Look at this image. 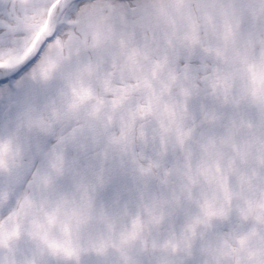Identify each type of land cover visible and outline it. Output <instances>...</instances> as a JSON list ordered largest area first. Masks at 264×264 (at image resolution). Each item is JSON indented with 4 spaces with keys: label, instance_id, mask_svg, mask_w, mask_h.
Here are the masks:
<instances>
[{
    "label": "clouds",
    "instance_id": "1",
    "mask_svg": "<svg viewBox=\"0 0 264 264\" xmlns=\"http://www.w3.org/2000/svg\"><path fill=\"white\" fill-rule=\"evenodd\" d=\"M13 2L48 40L0 98V264H264V0Z\"/></svg>",
    "mask_w": 264,
    "mask_h": 264
},
{
    "label": "flooded vegetation",
    "instance_id": "2",
    "mask_svg": "<svg viewBox=\"0 0 264 264\" xmlns=\"http://www.w3.org/2000/svg\"><path fill=\"white\" fill-rule=\"evenodd\" d=\"M14 85L17 89L24 88L26 91L29 90V85L27 84L26 80H16ZM32 88H35L36 85H32ZM5 94V93H4ZM4 94H0V98L4 96ZM11 131L10 128L5 126L4 124L0 123V135L9 134ZM55 142V135L54 134H44L41 132H34L30 133L27 137L26 143L28 147L29 153L32 155L33 159V166L37 162H43L44 160V153L47 151L50 146ZM148 149H145V153L147 154ZM63 158L67 161H71L74 165L83 167L85 162L83 160L77 159L71 150L70 146H66L63 152ZM94 172H98L99 169H93ZM69 177L63 176L57 178V185L60 188H63L68 182ZM115 182V181H114ZM123 183V181H121ZM110 189V186H108ZM0 192L6 193L8 198L11 199L16 195V190L14 186V182L10 176H5L0 174ZM128 210L130 212L136 211L139 208V199L132 198L128 201ZM180 217L178 216L173 223L175 224L178 222ZM80 264H101V261L97 260L94 257H83L81 259ZM103 264H109L107 260L103 262Z\"/></svg>",
    "mask_w": 264,
    "mask_h": 264
},
{
    "label": "snow or ice",
    "instance_id": "3",
    "mask_svg": "<svg viewBox=\"0 0 264 264\" xmlns=\"http://www.w3.org/2000/svg\"><path fill=\"white\" fill-rule=\"evenodd\" d=\"M64 6L67 7L66 4ZM52 30L55 31V21H53ZM44 31L45 28H42L41 32ZM11 36L12 25L7 21L0 22V38L3 39L6 45H11ZM47 40L48 38L41 39L40 33H37V35L33 37L32 43L24 49L23 53L14 58L15 62L9 63L8 61H0V94H4L6 91L13 89L14 82L20 78L22 74L26 73L30 66L41 56L47 44ZM65 251L69 256L74 254L73 250L65 249Z\"/></svg>",
    "mask_w": 264,
    "mask_h": 264
},
{
    "label": "bare ground",
    "instance_id": "4",
    "mask_svg": "<svg viewBox=\"0 0 264 264\" xmlns=\"http://www.w3.org/2000/svg\"><path fill=\"white\" fill-rule=\"evenodd\" d=\"M122 3L123 0H120ZM34 6H38L39 0H32ZM73 7V3L70 5ZM21 12L13 0H0V22L7 21L12 25V36L11 41H21L25 44L28 39V33L26 27L20 21ZM7 47V48H6ZM9 45H6L2 38H0V61H4L3 58L7 57L8 62L18 55H12V50L9 49ZM22 80H25L24 75L21 76ZM38 87V86H36Z\"/></svg>",
    "mask_w": 264,
    "mask_h": 264
},
{
    "label": "rangeland",
    "instance_id": "5",
    "mask_svg": "<svg viewBox=\"0 0 264 264\" xmlns=\"http://www.w3.org/2000/svg\"><path fill=\"white\" fill-rule=\"evenodd\" d=\"M25 44H22L21 41H13L10 45V48L12 50L11 55H15L18 54V52H20L21 48L24 46ZM7 48V47H6Z\"/></svg>",
    "mask_w": 264,
    "mask_h": 264
},
{
    "label": "water",
    "instance_id": "6",
    "mask_svg": "<svg viewBox=\"0 0 264 264\" xmlns=\"http://www.w3.org/2000/svg\"><path fill=\"white\" fill-rule=\"evenodd\" d=\"M69 0H62L63 5H65Z\"/></svg>",
    "mask_w": 264,
    "mask_h": 264
}]
</instances>
